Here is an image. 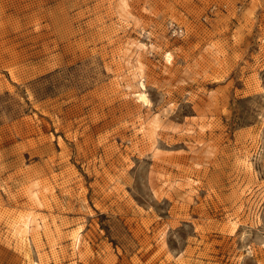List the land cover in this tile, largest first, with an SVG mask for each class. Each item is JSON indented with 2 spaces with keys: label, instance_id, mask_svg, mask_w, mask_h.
Segmentation results:
<instances>
[{
  "label": "rangeland",
  "instance_id": "374dc122",
  "mask_svg": "<svg viewBox=\"0 0 264 264\" xmlns=\"http://www.w3.org/2000/svg\"><path fill=\"white\" fill-rule=\"evenodd\" d=\"M0 264H264V0H0Z\"/></svg>",
  "mask_w": 264,
  "mask_h": 264
},
{
  "label": "bare ground",
  "instance_id": "6f19581e",
  "mask_svg": "<svg viewBox=\"0 0 264 264\" xmlns=\"http://www.w3.org/2000/svg\"><path fill=\"white\" fill-rule=\"evenodd\" d=\"M139 98H142V99H144L145 97H144V95H143V94H141Z\"/></svg>",
  "mask_w": 264,
  "mask_h": 264
}]
</instances>
